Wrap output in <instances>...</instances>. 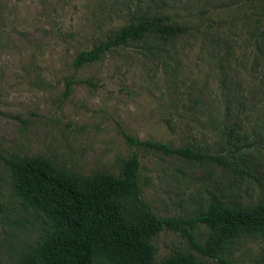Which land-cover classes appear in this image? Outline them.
Here are the masks:
<instances>
[{
  "label": "rangeland",
  "instance_id": "obj_1",
  "mask_svg": "<svg viewBox=\"0 0 264 264\" xmlns=\"http://www.w3.org/2000/svg\"><path fill=\"white\" fill-rule=\"evenodd\" d=\"M145 13L154 23L144 40L73 65ZM163 24L181 32L165 36ZM123 133L225 154L232 165L131 148ZM132 149L142 200L159 217L197 214L214 198L235 210L264 203V0H0V151L93 178L118 173ZM16 180L0 161V200L15 205ZM22 218L13 209L0 220V264H23L36 241ZM195 231L209 241L219 228ZM150 241L155 264L177 251L222 264L177 231ZM221 251L232 264L263 262L264 229L237 227Z\"/></svg>",
  "mask_w": 264,
  "mask_h": 264
},
{
  "label": "trees",
  "instance_id": "obj_2",
  "mask_svg": "<svg viewBox=\"0 0 264 264\" xmlns=\"http://www.w3.org/2000/svg\"><path fill=\"white\" fill-rule=\"evenodd\" d=\"M149 13L133 16L113 36L81 50L73 60L78 68L103 59L111 49L130 41L144 40L153 28ZM181 26L163 24L158 30L165 36H177ZM73 77H67L65 95L72 91ZM94 84L92 79H80ZM231 127L227 142H232ZM129 147H143L180 155L186 159L209 160L225 167L232 165L227 155L202 151L190 145L170 143L123 133ZM0 161L17 175L14 196L17 202L0 200V220L8 211L18 210L23 225L32 227L37 238L23 264H155L156 246L150 241L169 229L186 237L189 246L199 253L232 264L222 254L229 236L237 229H264V203L251 210H235L214 198L205 209L189 216L159 217L142 200L140 157L135 149L122 159L118 173L106 171L93 178L56 167L49 160L34 155H5ZM199 223L219 228L211 240L199 239ZM161 264H206L189 252L177 251ZM252 264H264L255 262Z\"/></svg>",
  "mask_w": 264,
  "mask_h": 264
}]
</instances>
